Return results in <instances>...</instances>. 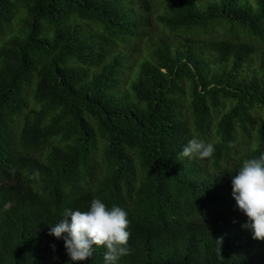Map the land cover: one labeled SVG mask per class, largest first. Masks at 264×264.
Returning <instances> with one entry per match:
<instances>
[{
    "label": "trees",
    "instance_id": "obj_1",
    "mask_svg": "<svg viewBox=\"0 0 264 264\" xmlns=\"http://www.w3.org/2000/svg\"><path fill=\"white\" fill-rule=\"evenodd\" d=\"M160 19L180 39L127 80L130 0H0V264H105L49 235L94 198L128 214L115 264H264L231 183L264 154V0H169ZM193 138L213 155L181 157Z\"/></svg>",
    "mask_w": 264,
    "mask_h": 264
},
{
    "label": "clouds",
    "instance_id": "obj_2",
    "mask_svg": "<svg viewBox=\"0 0 264 264\" xmlns=\"http://www.w3.org/2000/svg\"><path fill=\"white\" fill-rule=\"evenodd\" d=\"M214 152L212 143L193 138L180 155L205 159ZM35 176L39 178V171ZM231 183L236 205L249 220L243 227L253 231V239L264 240V154L245 159ZM62 215L64 218L51 227L49 235L64 240L67 255L72 261L91 257L94 246L106 247L105 264H115L121 256L130 254V222L122 208L113 206L109 209L99 198H94L89 210L66 208ZM52 247L55 249V245Z\"/></svg>",
    "mask_w": 264,
    "mask_h": 264
},
{
    "label": "rangeland",
    "instance_id": "obj_3",
    "mask_svg": "<svg viewBox=\"0 0 264 264\" xmlns=\"http://www.w3.org/2000/svg\"><path fill=\"white\" fill-rule=\"evenodd\" d=\"M131 7L142 14L145 21V25L142 27L144 36L138 41H130V43H122L119 49L123 51L126 58V68L124 70L125 79L130 80L136 76L139 63L148 58L150 55L151 44L158 41L160 37L170 38L173 41H178L179 36L174 33H168L161 22L160 17L165 14L169 0H147L148 4L141 2L140 0H130ZM225 29L222 27L216 31L215 35L223 36ZM11 32H7L1 39L5 40L9 37ZM252 64L256 61L252 58ZM187 104L185 106L187 107ZM216 120L214 121V123ZM215 135L212 136V140ZM237 148L239 152H242V144H238Z\"/></svg>",
    "mask_w": 264,
    "mask_h": 264
}]
</instances>
